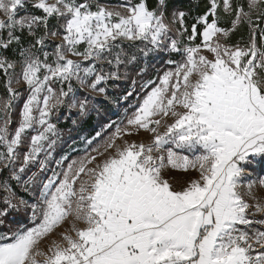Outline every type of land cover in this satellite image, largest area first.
Returning a JSON list of instances; mask_svg holds the SVG:
<instances>
[{
    "label": "snow or ice",
    "instance_id": "1",
    "mask_svg": "<svg viewBox=\"0 0 264 264\" xmlns=\"http://www.w3.org/2000/svg\"><path fill=\"white\" fill-rule=\"evenodd\" d=\"M0 88V264H264V0H0Z\"/></svg>",
    "mask_w": 264,
    "mask_h": 264
},
{
    "label": "rangeland",
    "instance_id": "2",
    "mask_svg": "<svg viewBox=\"0 0 264 264\" xmlns=\"http://www.w3.org/2000/svg\"><path fill=\"white\" fill-rule=\"evenodd\" d=\"M102 3H105V2H102ZM120 3H123V2H119V3H115V4H111V3H106V4H108L110 6H116V5L120 4ZM177 59H179V58H177ZM152 74L154 75L155 72L153 71ZM0 90L3 91L2 88H0ZM129 112H131V111H129ZM118 118H119L118 115H111V119L112 120H117ZM104 122L106 123L107 120H105ZM68 125H70V121L68 122ZM68 125H65V127H67ZM13 127H15V124L13 125ZM96 131H99V127L96 129ZM108 134H109V132L106 131L104 133V136H107ZM73 135H74V137L76 139H79V136H77L76 133H73ZM79 135L94 136L95 135V132L92 133V134H88V132H82V133L79 132ZM126 138L129 141L136 140L137 142H139L141 140H147L148 139L147 135L144 134V133H141L139 136H129V137H126ZM96 143H101V141L100 140H97ZM77 147L82 149L84 146L82 144H78ZM93 147H95V144L93 145ZM73 155L74 156H82V155H84V152L83 151H78V152L73 153ZM166 174L169 175L170 177H186V176H193V177H195L197 175L195 172H191L190 171L189 173L185 174V173L180 172V171H177V170H168ZM175 186L176 187H180L179 184H175ZM30 226H31V224L29 225V227ZM45 246H46V242L41 245V247H45Z\"/></svg>",
    "mask_w": 264,
    "mask_h": 264
},
{
    "label": "trees",
    "instance_id": "3",
    "mask_svg": "<svg viewBox=\"0 0 264 264\" xmlns=\"http://www.w3.org/2000/svg\"><path fill=\"white\" fill-rule=\"evenodd\" d=\"M101 2H105V3H111V4H115V3H119V2H124V0H101ZM178 3H181V2H184L186 3V0H177ZM159 67V65H157ZM3 91L0 90V93H2ZM127 107V106H125ZM131 111V109L129 110ZM95 123V117H93L91 120L89 121H86L82 126L81 128L79 129V132L82 133V132H88V134H92L96 131V129L98 127L95 128V131L93 130V125ZM16 220H18L21 224H24L26 226H29L30 223L28 222L27 218L26 217H23V216H18V217H15Z\"/></svg>",
    "mask_w": 264,
    "mask_h": 264
}]
</instances>
